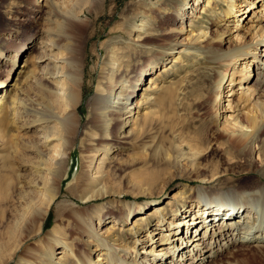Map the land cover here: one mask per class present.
<instances>
[{"label": "bare ground", "instance_id": "1", "mask_svg": "<svg viewBox=\"0 0 264 264\" xmlns=\"http://www.w3.org/2000/svg\"><path fill=\"white\" fill-rule=\"evenodd\" d=\"M26 1H29L27 4H31L30 7H26L27 13L31 12L38 17L48 19L50 16L57 15L68 27L75 26L80 20L78 12L81 10H76L72 4L60 11V7L67 1L41 0L44 2L42 5L30 2L31 0ZM202 1L200 8L191 6V9L199 13L209 12L214 15L222 12V15L217 17L218 22L215 25L225 28L222 31L225 36L222 37L221 34L214 36L211 30L205 31L204 29L195 36H191L192 30L184 31L186 25L182 20L180 25H177V20L182 19L184 14L174 19L173 13L168 12L166 15L164 13L158 21L159 24L154 28H145L147 20H141L140 31L139 34L137 33L135 42L138 47L145 46L147 37L166 35L167 39H174L176 34L184 36L180 40H176L178 45L170 52L173 55L169 57L167 63H152L139 71L129 86V93L125 94L121 88V90L115 91L111 98L110 95L101 93L104 88L97 84L93 94L86 99L90 111L88 119L90 122H94L96 127L99 126V130H104L111 123L113 136L104 138L102 135L97 136L94 132L89 136V141L92 143L98 138L110 140L108 142L110 150L113 148L111 142H124L118 140L117 134L124 131V127L130 126L125 134L122 133L121 138H128L143 132L153 122L154 113L149 110L140 114V107L151 98L147 95L143 96L141 100L138 99L137 84H140L144 77L147 79L146 89H149L150 85L155 83L151 74L156 72L158 67H160L159 71L162 69L161 72H163L168 63H179L182 56L192 54V56H200L204 61L201 68L202 78L212 77L215 81L213 90L219 98L217 102L222 113L219 117L221 121H218L217 118L215 129H218V124H222L225 130H230L233 136L230 138V145L237 147V151L246 158L249 167L252 166L253 155L257 152L258 170H255L257 177L253 180L249 179L250 168L248 171L238 174L236 178L226 177V179L220 180L224 174H216L217 176L214 174L207 182V184H211L209 187L198 186L194 189L195 195L189 204L181 206L184 199L173 198L174 201L168 203L169 216H165L167 208L161 207L158 201L153 204L154 212L149 213L148 216L140 215L142 212L133 214L134 209L144 208L148 205L147 203L134 205L128 202L121 207L118 212L119 216L116 218L109 213L115 211L109 202L120 201L123 195L114 190L109 183L110 175L104 170L110 163L108 158L105 155L98 158L99 162L95 167L97 174L86 178L84 167L91 165V159L82 156L81 176L76 177L75 181H67L64 186L71 194L69 202L57 204L54 224L42 232L51 205L62 193L61 181L68 167V149L77 139L79 126H81L77 119V108L81 100V78L80 69L75 64L73 66L62 55L60 44L56 39L41 40V44H43L37 46L32 42L40 32L30 34L25 36L17 47L9 51L7 54L9 63L5 69V77L0 78V144L16 150L18 141L22 138L21 131L33 127L35 130L42 131V134H37L38 140L35 146L44 144L43 146H46L47 153L52 158L49 159L46 157V153L41 152L43 157H39L40 161L33 166L35 178L29 184L30 189L22 190L19 194L18 199L28 209L29 217L20 229V238L13 243L7 257L1 258L0 264H213L217 255L226 253L230 245L237 243H245L246 246L264 250V154L263 150H260L261 145L256 143L257 134L264 124L262 114L255 113L251 109L243 113L245 117L238 116L237 113L227 114L225 111L231 109V102L229 100L227 104H223L225 100H228L224 99L225 96L237 92L232 87L228 88L235 81L239 83L238 88L241 89L236 105L240 110L252 103L251 101L256 98L258 93H264V0H261L259 9L251 10L250 15H245V11L249 9L250 5H254V0H242L239 5L236 2L228 5L223 4L227 0ZM195 2L198 4L197 0ZM162 3L165 4L166 1ZM242 5H244L243 8ZM161 6L163 5L161 4ZM156 11L158 13V10H151V12ZM191 13L197 14L192 11ZM243 16L245 17L243 18ZM24 20L32 21V18L27 14V19ZM247 23L248 26H245ZM245 28L250 31L247 34L240 33ZM199 38H203V40L197 44L191 43L192 40ZM219 40L222 41V46L216 45ZM54 49H57V53L52 52ZM121 57L117 53L113 54L110 62L111 71L119 61H125L123 58L120 59ZM44 58L51 60L50 67L47 69L38 68L37 61ZM236 63L239 66H235ZM68 64L72 68L71 72H63L62 68ZM250 64L254 66L253 73H251ZM119 74L114 81L112 75L109 76L110 86L122 81ZM238 75L239 78H237ZM41 78L43 83L41 87L39 86L40 89L51 93L50 98L42 103L47 115L42 118L40 117L42 113L39 112L40 118L30 119L28 117L29 119L25 120V116L30 113V110L25 114L22 109L26 108V100L29 99L28 94L30 95L33 85L37 84ZM147 83L150 84L147 85ZM139 86L141 90V84ZM129 96L132 98L130 102H128ZM60 105H64L63 107L66 106L65 109H68L63 116H60L56 111ZM40 110L41 108H39ZM126 114L128 119L124 122L123 117ZM105 117L108 118L105 119ZM244 118H246V124L242 122ZM56 125H59L58 127L66 136L61 147L54 152V149L48 145L55 135L60 134L58 133L60 131H57L59 129L55 128ZM81 143L84 144L83 141ZM256 146L257 150H255ZM99 149L100 147H97V150ZM46 159H49L51 163L48 168L44 166ZM41 169L48 172L51 186H44ZM249 180L251 182L247 183ZM240 182L247 184L242 185ZM42 189L45 190L40 192ZM183 190L181 192H184ZM36 193L43 194L40 201L36 199ZM108 197L111 200H107L106 205L102 200ZM100 200L99 206L93 209V202ZM154 214H157V220L152 223L151 218L154 217ZM130 215L131 220L127 222ZM64 216L66 224L59 221ZM136 216L141 217L132 222V218ZM92 218L97 219L98 224L111 218L108 223L112 222V224L105 226L104 233L107 234L105 237H102L92 226L90 222ZM207 220L209 221L207 222ZM118 221H121L122 224H132L129 228L130 232L134 229L131 233H137L133 244L125 246L129 251H126L124 255L118 254L116 247L119 244L113 243L116 240L119 241L122 235L120 233L118 238H114L117 231L113 229L122 230V228L115 227ZM140 224H145L146 227L143 232L141 231L142 235L138 234ZM160 231L164 236L154 240L155 235ZM163 231L167 233L163 234ZM12 235L9 234L0 242V251L12 244ZM85 235L88 238L84 239ZM33 238H35L34 241L29 242ZM74 239H79L78 244H75ZM110 240L114 241L110 243ZM122 240L125 239L122 238ZM147 244L149 247H146ZM138 245H142L141 248H143L139 249V252ZM130 249L133 250L130 251ZM55 250L58 251L55 252ZM94 251H97L95 259L92 257ZM229 251L227 255L232 254ZM56 254L59 256L56 257Z\"/></svg>", "mask_w": 264, "mask_h": 264}, {"label": "rangeland", "instance_id": "2", "mask_svg": "<svg viewBox=\"0 0 264 264\" xmlns=\"http://www.w3.org/2000/svg\"><path fill=\"white\" fill-rule=\"evenodd\" d=\"M64 1L67 2H64L60 7V11L68 8L69 4H72L76 10H81V12H78L81 21L78 20L73 27H68L57 15L44 19L31 12L27 13L26 7L31 6V4H27L29 1L0 0V78L5 77V69L9 63L7 61L9 51L17 47L25 36L37 32L40 33L34 37L32 43L38 46L43 44H41V40L56 39L60 44L62 55L73 66L75 64L80 69L81 100L77 108V119L80 121L81 126H79L77 139L68 149V167L61 181L62 193L51 205L44 221L42 232H45L54 224L57 204L65 203L71 198V194L64 186L67 181H75L76 177L81 176L82 156L91 159V165L84 167L86 178L97 174V172L95 173V167L97 162H99L98 158L103 155L108 158L110 163L104 170L110 175L109 183L114 190L119 191L123 195L120 201L109 202L115 209V211H110L109 213L116 216V218L119 216L118 212L121 207L128 202L134 205L147 203L148 205L144 208L134 209L133 214L142 212L140 215L148 216L149 213L154 212L155 207L153 204L158 201L161 207L167 208L165 216H169L168 203L174 201L173 198L184 199L181 206L189 204L194 198V189L198 186L209 187L211 184H207V182L214 174L215 176L224 174L220 178V180H224L226 177L236 178L238 174L244 173L250 168L249 179L253 180L257 177L255 171L258 170L257 152L254 153L252 166L249 167L246 158L240 155L237 147L230 145V138L233 137L230 130H225L222 124H218V129H215L217 118L218 121H221L219 117L222 114L217 102L219 98L213 90L215 81L212 77L202 78L201 68L204 61L200 56H192V54L182 56L183 58L179 63H168V66L171 67L168 68L167 66L163 72H161L162 69L159 71L160 67H158L156 72L151 74L155 83H152L149 89H146L145 82H147V79H144V77L140 81L141 90L140 84H137L136 91L139 92L137 98L141 100L143 96L147 95L151 98L150 101L148 100L146 104L140 107V114L149 110L154 113L153 122L143 132L128 138H121L123 136L122 133L124 132L123 134H125L126 130L130 128V126L124 127V131L117 133L120 137H118V140L124 142H111L113 148L110 150L108 145L110 140L98 138L93 140L92 143L89 141V136L94 132L97 136L102 135L104 138L113 136L111 123L107 126L108 128L106 127L102 131L98 129L99 126L96 127L93 124L94 122H90L88 119L90 111L86 99L93 94L97 84L104 88L101 93L108 94L111 98L112 94L121 90V88L125 94L129 93V86L139 71L152 63H167L169 57L173 55L170 52L176 49L178 45L176 40H180L184 36L183 34H176L174 39H167L166 35L147 37L145 38V46L138 47L135 42L137 41V33L139 34L140 31L139 24L141 20H147L145 28H154L159 24L158 21L164 13V15L168 12L173 13L174 19L184 14L182 19L177 20V25L179 26L182 20L184 25H186L184 31L186 29L188 31L192 30L191 36H195L204 29L205 31L211 30L214 36L221 34L224 37L225 34L223 35L222 31L225 28L215 25L218 22L217 17L221 16L222 12L214 15L209 12L199 13L198 11H193L191 9L193 6L197 7V9L201 7L202 0H197L198 4L195 0ZM163 1H166V3H162ZM241 1L227 0L226 2L228 3L223 2V4L228 5L236 2L239 5ZM30 2L38 5L44 3L41 0H31ZM260 3L261 0H254V5L249 6V9L245 11V15H250L251 10L259 9ZM151 10H158V13L157 11L151 12ZM191 11L197 14H193ZM27 14L31 16L32 21L24 20L27 19ZM187 14L188 17H186ZM245 26H248V23ZM213 28L215 29L214 31ZM249 31L250 29L245 28L240 33L247 34ZM202 40L203 38H199L192 40L191 43L197 44ZM216 45L222 46V41L219 40ZM56 51L57 49H54L52 52ZM44 52L47 51L44 50ZM116 53L121 55L120 59L123 58L125 61H119L117 65L113 66L111 71L110 62L113 54ZM49 62H51L49 58H44L41 61H37V67L47 69L50 67ZM237 65L238 63L235 66ZM250 68L251 73H253L254 66L250 64ZM71 70L72 68L69 64L62 68V71L66 73L71 72ZM118 74L122 77V81L110 86L109 76L112 75V80L114 81ZM239 77L238 75L237 78ZM42 83L43 79L41 78L37 84L33 85L30 95L28 94L29 99L26 97L28 99L26 100V108L25 110L22 109V111L26 114L30 110V113L26 114L25 120L28 117L37 119V117L43 118L47 115L42 103L50 98L51 93L40 89ZM238 84L235 81L228 86V88L232 87L237 92L235 94L229 93L230 95L225 96L224 99L228 100H225L223 104H227L230 100L232 105L231 109L225 112L227 114L237 113L238 116L245 117L243 113L251 109L255 113L262 114L261 117L264 122V93H258L255 96L256 98L251 101L256 103H250L246 108L240 110L236 106L238 104L237 96L241 90L238 88ZM131 99L129 96L128 102ZM63 106L60 105V108L56 109L60 116L65 115L68 110L65 109L66 106ZM33 107L34 109H32ZM39 108H41L40 111ZM107 118L105 117V119ZM127 119L126 114L123 117V121L126 122ZM22 121L25 122L24 120ZM242 122L246 124V118L242 119ZM58 126L56 125L55 128L59 129L57 131H60L58 132L60 134L55 135L48 145V147L54 149V152L61 147L62 141L66 136H64L63 131ZM21 132L23 133L22 138L19 139L16 150L0 144V242L9 234H13L11 236L13 238L11 239L12 244L0 251V260L7 257L13 247V243L20 238V229L23 227L24 221L29 217L28 209L23 206L18 197L22 190L30 189L29 184L35 178L33 166L40 161L39 157H43L42 153H46V157H49V159L52 158L47 153V148L43 146L44 144L35 146L38 140L37 134H42L41 130L38 131L33 127H28ZM62 134L63 136H61ZM256 143L261 145L260 150H263L264 154V124L257 134ZM97 147H100V149L97 150ZM255 150H257V146ZM49 159H46V163H44L46 168L51 164ZM41 175L44 176L42 178L44 186H51L50 176L45 169L44 171L42 170ZM248 182L251 181L249 180ZM235 183L238 184L237 182ZM247 183L240 182L242 185ZM182 189H184V192H181ZM44 190L42 189L40 192ZM35 195L38 201L43 196V194L37 193ZM109 199L111 200L109 197L104 198L102 202L107 205V200ZM38 201L36 200L37 203ZM100 202L101 200L93 202L92 208L96 209ZM145 211L146 213H144ZM231 216L229 217L231 218ZM140 217L132 218V222ZM130 218L131 215L127 222H130ZM151 219L152 223L155 222L157 214H154ZM110 220L111 218H108L98 224L97 219L92 218L90 222L98 233L105 237L107 235L104 233L105 226L112 224V222L108 223ZM59 221L62 224H66V217H62ZM131 226L132 224H122L121 221H118L115 227L122 228V230L113 229L117 231L114 238H118L120 233L124 234L123 236L121 235L119 241L113 242L114 240H110V243L119 244L116 248L120 255H124L126 251H129L125 246L132 245L137 237L135 236L137 233H131L134 229L130 232L129 228ZM101 227H103L102 230ZM139 227L140 232L138 231V234L142 235L146 228L145 224H140ZM166 233L163 231V234ZM162 236L164 235L160 231L155 235L154 240H158ZM86 238L88 237L85 235L84 239ZM122 238L125 240H122ZM34 239L29 242L34 241ZM78 240L74 239L75 244H78ZM148 244L146 247H149ZM141 246L138 245V252L139 249H143ZM57 251L55 250V252ZM228 251L232 254L227 255ZM227 252L217 255L213 264H264V250L246 246L245 243L230 245ZM96 254L97 251L92 252L94 259ZM55 256L57 257L59 254Z\"/></svg>", "mask_w": 264, "mask_h": 264}]
</instances>
